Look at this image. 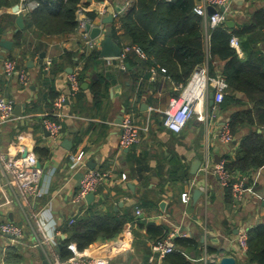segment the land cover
I'll list each match as a JSON object with an SVG mask.
<instances>
[{
	"label": "crops",
	"instance_id": "1",
	"mask_svg": "<svg viewBox=\"0 0 264 264\" xmlns=\"http://www.w3.org/2000/svg\"><path fill=\"white\" fill-rule=\"evenodd\" d=\"M10 1L15 5L20 0ZM118 4L124 1L111 5ZM81 7L86 18L90 14L97 15L92 26L107 29L108 25L102 20L108 12L101 16V12L107 11L105 3L83 0ZM7 8L0 10V26L6 29V39L14 45L0 57V96L14 101L17 119L0 125V152L18 158L23 156L20 149L24 148L35 154L43 171L45 194L30 205L20 199L17 201L14 190L7 184L8 177L0 169V180L12 199L11 204L0 208V224L10 222L24 229V238L18 246L11 245L8 238L0 235V264H51L60 242L67 239V235L59 231L63 221L76 218L91 207L96 213L120 216L131 211L136 216L135 222L125 224L121 233L125 243L119 250L110 249L109 242L89 247L92 255L106 257L111 264H165V258L152 252L148 235L151 225L165 228L169 235H183L199 242L197 251L186 252L192 264H210L209 257L215 255L219 260L217 264L224 257H233L236 264H250L233 231L264 225V168L252 174L244 201L238 207L227 202L217 178L212 175L207 179L208 205H204L203 197L198 203L192 199L197 186L206 181L200 171L191 175L193 162L199 160L203 167L207 155L212 167L223 156L237 151L244 134L236 137L231 145H225L219 131L221 123L227 122L226 118L238 108L233 107L227 113L220 109L215 112L209 99L202 110L214 118L206 123L195 115L181 134H174L164 126L163 112L174 94L179 96L186 85H176L161 75L151 76L149 81L144 77L138 79L140 66L136 60L122 64L116 59H104L97 70L104 72L108 88L103 91L100 102L97 103L90 91V84L82 83L81 90L66 101L60 115L49 117L62 126L61 141L54 145L44 119L54 112L53 102L57 97L68 96L69 70L78 73L81 69V64H75L79 58L73 62L66 53L82 54V34L77 30L66 37L43 38L41 41L47 48L42 60V53L34 52L39 40L33 34H26V41L33 42V46L31 43L27 49L17 47L18 17L8 14ZM259 10L264 12V0H237L226 11L230 14L229 21L234 22L233 29L238 30L250 23L252 15ZM24 22L25 29L21 33L25 35L26 18ZM257 47L264 53V41ZM10 58L17 59L19 66L29 72L32 81L29 87L23 88L17 78L10 81L5 78L4 60ZM49 60L52 65L46 71ZM84 84L88 87L84 88ZM238 98L243 99L242 95ZM120 115H129L141 128L140 143L128 152L119 147L122 130L117 120ZM70 138L72 146L68 150L63 144ZM80 152L85 153V167L71 161L70 157ZM86 170L107 172L109 176L95 193L94 200L85 199L76 204L74 197ZM187 191L191 192V202L184 205L180 197ZM143 204L146 206L141 207ZM161 204H165L164 209ZM137 209L141 215L136 214ZM44 234L55 241L43 244ZM208 248L214 252L208 253Z\"/></svg>",
	"mask_w": 264,
	"mask_h": 264
},
{
	"label": "trees",
	"instance_id": "2",
	"mask_svg": "<svg viewBox=\"0 0 264 264\" xmlns=\"http://www.w3.org/2000/svg\"><path fill=\"white\" fill-rule=\"evenodd\" d=\"M82 1L41 0L39 9L26 18L25 35L21 32L15 35L17 47L27 49L31 43L33 46V42L26 41L28 32L39 40L34 50L37 54L46 51L47 46L41 41L43 38L76 33L79 25L77 13ZM95 1L114 5L127 0ZM128 1L132 2V8L115 19L112 31L121 46H136L148 57L142 61L132 52L124 60V63L136 60L140 66L136 74L138 79L144 77L149 81L152 76L150 68L159 66L165 70V73L158 70L159 75L176 85H186L195 69L205 64L209 66L211 75L222 72L225 76L229 91L219 109L227 113L233 107L238 108L226 120L235 142L236 137L244 135L237 151L223 156L222 160L226 161V168L232 176L231 183L245 178L248 186L252 174L264 168V53L257 47L264 41V12L256 11L250 23L238 30H230L226 24L211 29L194 14L196 0ZM12 6L10 0H0V10ZM88 18L92 22L97 15L90 14ZM5 31L0 26V39ZM234 37L240 40L241 55L230 46ZM82 51L79 56L74 52L66 53V56L73 62L79 58L75 62L81 64L78 80L80 84H90V91L99 103L103 91L108 88L104 72L97 70L104 59L100 58L97 50ZM223 192L227 202L234 205L232 190L226 188ZM93 208L81 211L76 218L65 219L61 224L59 231L67 235L58 248L62 260L71 256L68 251L71 243L83 251L99 242H111L121 235L126 223L137 220L131 211L116 216L113 213H96ZM148 235L152 242H156L169 234L165 228L151 225ZM174 243L176 250L165 257V264H192L186 252L197 251L199 242L193 238L177 237ZM212 252L208 248V253ZM246 260L250 264H264V225L248 229Z\"/></svg>",
	"mask_w": 264,
	"mask_h": 264
},
{
	"label": "built area",
	"instance_id": "3",
	"mask_svg": "<svg viewBox=\"0 0 264 264\" xmlns=\"http://www.w3.org/2000/svg\"><path fill=\"white\" fill-rule=\"evenodd\" d=\"M40 1L41 0H20L17 4L6 10L8 14L15 17L23 16L24 18H27L39 9ZM196 1L193 12L204 20L206 27L214 29L225 25L230 20L226 10L234 0ZM105 4L107 6L108 2ZM112 8L113 18L115 20L132 8V2L127 0L124 4H118L112 6ZM210 9L214 10L213 14L210 13ZM102 15H107V11L104 10L101 12V16ZM77 21L79 24L78 31L81 32L83 38L82 48L87 49V51L97 50L100 47V39L93 40L91 39L90 34L86 32V25L91 24V21L89 18L85 17L82 7L78 10ZM230 46L241 55V43L238 38H232ZM122 49L121 57L116 59L122 64H124L127 55L132 52L142 61L148 60L146 54L136 46H125ZM3 53L0 39V57ZM51 65L52 62L50 60L47 61L45 70L49 71ZM158 70L165 73L164 69L157 66L150 68L151 75L154 77L158 76ZM3 71L4 76L8 81L17 78L18 83L23 88L29 87L32 83L29 72L19 66V61L17 59L4 60ZM68 80L70 85L68 96L60 95L57 97L53 102L54 112L44 119V126L49 132L51 142L54 145H58L61 141L62 126L49 117L60 115V111L65 106L66 101L75 97L81 87L78 80V73L72 72L68 76ZM228 91L229 85L222 72H217V74L213 76L210 74L209 66L207 64L197 67L186 86L181 88L180 95L174 97L170 101L169 107L163 112L164 126L174 134H181L195 115H199V120L208 123L210 118H214V115L210 117L204 110H202V108L207 105L209 99H211V96L213 95L215 112H218ZM15 119H17V117L15 115L14 101L0 96V125L9 123ZM120 127L122 130L119 139V147L121 150L130 149L140 143L141 128L134 123L129 115H123ZM219 138L225 145H231L234 142V137L230 132L228 124L221 126ZM20 153L23 156L15 158L0 152V169L3 171V174L8 177L7 184L12 190H14L16 196L15 199L17 201L20 199L30 205L36 200L42 198L45 194L42 188L43 171L37 167L38 159L35 154L28 153L24 148L20 149ZM70 158L74 164L84 167L86 166L84 152L72 155ZM199 171L206 180L205 183L197 186V189L202 193L205 206L208 205L210 199V189L207 183V179L210 175L217 178L218 184L222 190L226 188L232 190L234 206L238 207L242 204L246 193V179L243 178L231 183L232 176L226 168L225 160L221 159L215 166L211 167L208 156L206 155L205 164ZM108 176L109 174L107 172L86 170L81 178L79 190L74 197V202L80 204L89 194H95ZM180 199L184 205H188L191 202V192L187 191L182 193ZM11 203L12 199L7 193L6 185L0 180V208L1 206H6ZM136 214L141 215V211L137 209ZM40 229H42L41 225ZM0 235L8 238L11 245L18 246L24 238V229L14 223L4 222L0 224ZM177 237L183 238L184 236L171 234L163 240L152 242V252L160 255L162 258L172 254L176 250L174 239ZM247 240L248 229L239 230L237 243L244 254H246L247 251ZM54 241V239L50 240L44 234L43 244H49L50 242L53 243ZM68 251L71 252V256L67 260H62L58 254H53L51 264H111L108 258L94 256L88 249L80 251L75 243H71L68 246ZM205 259L208 260V257L206 256ZM209 260L210 264H217L219 262L217 255L209 257Z\"/></svg>",
	"mask_w": 264,
	"mask_h": 264
},
{
	"label": "water",
	"instance_id": "4",
	"mask_svg": "<svg viewBox=\"0 0 264 264\" xmlns=\"http://www.w3.org/2000/svg\"><path fill=\"white\" fill-rule=\"evenodd\" d=\"M234 3L237 2V0L233 1ZM107 12H108V16L106 18H104L102 21L104 24L108 25L107 29L103 30L100 27H94L91 24H87L86 25V32L90 34L91 39L93 40H99L100 39V50L98 51V54L100 56L101 59H118L121 57L122 55V46L119 44L118 40L115 39L114 35H113V31H112V24L114 23V18H113V8L110 4H107ZM210 13L213 14L214 10L210 9ZM17 24V29L15 30V34L20 33L21 31H23L25 29V22H24V17L23 16H19L17 18L16 21ZM228 28L233 29L234 28V22L232 21H228L226 23ZM6 35L7 33L4 34L5 37H3L1 39V46L3 48V52L6 54L7 52L11 51L13 49V45L14 42L7 40L6 39ZM45 58V53L41 54V59L43 60ZM73 71L69 70V73L71 74ZM88 84H84V88H87ZM211 104L214 105L213 102V95L211 96ZM122 118L123 116L120 115L117 123L119 125H121L122 122ZM222 126L226 125L227 122L224 121L221 123ZM50 136V134H49ZM72 146V138H70L69 140H66L63 144V147L70 150ZM129 149L126 150V152H128ZM219 162V161H218ZM37 167L41 169V164L38 162ZM201 168V161L197 160L195 162H193L192 166H191V175L195 176L198 174L199 170ZM95 194H89L86 197V200L88 202H91L92 200H94ZM202 197V193L196 189L193 192V202L194 203H198L199 200ZM165 204H161V208L164 209ZM140 218H143V216H141ZM233 233L235 235L239 234V229H235L233 231ZM125 243V237L123 235L117 237L116 239H114L113 241L109 242V247L112 250H119L122 245ZM201 243H204V240L201 241ZM246 256V254H244ZM220 264H236V259H234L233 257H224Z\"/></svg>",
	"mask_w": 264,
	"mask_h": 264
},
{
	"label": "rangeland",
	"instance_id": "5",
	"mask_svg": "<svg viewBox=\"0 0 264 264\" xmlns=\"http://www.w3.org/2000/svg\"><path fill=\"white\" fill-rule=\"evenodd\" d=\"M228 13V12H227ZM228 15H230L229 13H228Z\"/></svg>",
	"mask_w": 264,
	"mask_h": 264
}]
</instances>
